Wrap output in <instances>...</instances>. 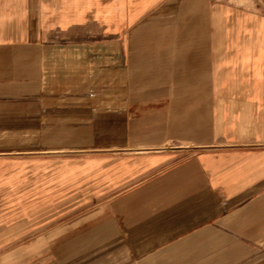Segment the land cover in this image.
Returning a JSON list of instances; mask_svg holds the SVG:
<instances>
[{"label":"crops","instance_id":"obj_1","mask_svg":"<svg viewBox=\"0 0 264 264\" xmlns=\"http://www.w3.org/2000/svg\"><path fill=\"white\" fill-rule=\"evenodd\" d=\"M0 114L70 157L36 166L56 202L2 220L0 251L25 256L0 264H264L250 5L0 0Z\"/></svg>","mask_w":264,"mask_h":264},{"label":"rangeland","instance_id":"obj_2","mask_svg":"<svg viewBox=\"0 0 264 264\" xmlns=\"http://www.w3.org/2000/svg\"><path fill=\"white\" fill-rule=\"evenodd\" d=\"M216 2H234L241 7L250 5L259 14L264 15V0H213V3ZM17 121V117L0 114V224L4 218H12L21 211L34 214L35 209L42 208L43 212H49L52 203L56 202L54 189L50 183L37 177L35 168L70 158L53 155L55 151H69L67 148L52 150L49 148L50 141L35 139L40 135L33 132L38 130L39 126L25 127L13 123ZM91 144L83 148H98L97 143ZM23 179L27 181L21 185L20 181ZM40 203L42 205H38ZM24 256L25 254L18 252L3 254L0 251V263L2 260L19 261L24 259Z\"/></svg>","mask_w":264,"mask_h":264}]
</instances>
